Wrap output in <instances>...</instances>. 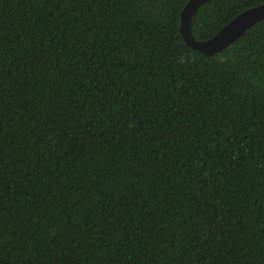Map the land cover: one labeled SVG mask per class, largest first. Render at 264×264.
Returning <instances> with one entry per match:
<instances>
[{
  "label": "trees",
  "instance_id": "1",
  "mask_svg": "<svg viewBox=\"0 0 264 264\" xmlns=\"http://www.w3.org/2000/svg\"><path fill=\"white\" fill-rule=\"evenodd\" d=\"M187 1L0 0V264H264V18Z\"/></svg>",
  "mask_w": 264,
  "mask_h": 264
},
{
  "label": "water",
  "instance_id": "2",
  "mask_svg": "<svg viewBox=\"0 0 264 264\" xmlns=\"http://www.w3.org/2000/svg\"><path fill=\"white\" fill-rule=\"evenodd\" d=\"M205 0H188L180 12L179 30L184 41L202 53L210 55L216 53L240 36L247 28L264 18V3L248 8L228 23L207 40L197 41L190 32V20L196 8Z\"/></svg>",
  "mask_w": 264,
  "mask_h": 264
}]
</instances>
